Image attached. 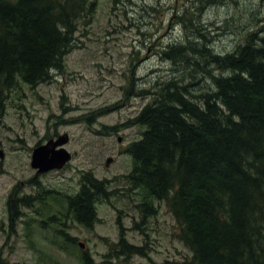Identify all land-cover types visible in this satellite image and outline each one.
<instances>
[{"label": "rangeland", "instance_id": "1", "mask_svg": "<svg viewBox=\"0 0 264 264\" xmlns=\"http://www.w3.org/2000/svg\"><path fill=\"white\" fill-rule=\"evenodd\" d=\"M95 5L89 22H78L61 67L50 71L54 81L20 84L2 95L0 264H82L76 247L91 264H171L191 256L166 203L155 202L151 215L137 208L139 192L125 179L132 169L127 151L146 128L132 121L155 104L167 83L194 96L211 89L201 65L189 67L164 52L179 56L180 44L188 41L200 50L193 58L199 63L202 48L233 53L249 37L264 36V0H95ZM55 131L69 135L70 169L37 176L32 149ZM108 158L113 160L107 166ZM83 173L108 181V199L97 201L91 230L68 215L65 200L79 191ZM10 194L30 197L32 205L20 207L11 221ZM120 232L143 255L113 250Z\"/></svg>", "mask_w": 264, "mask_h": 264}, {"label": "trees", "instance_id": "2", "mask_svg": "<svg viewBox=\"0 0 264 264\" xmlns=\"http://www.w3.org/2000/svg\"><path fill=\"white\" fill-rule=\"evenodd\" d=\"M95 7V0H0V106L4 92L37 86L61 67L78 22H89ZM248 41L224 55L202 48L200 63L193 59L200 50L188 41L179 56L164 52L189 67L201 65L211 89L194 96L167 83L132 121L146 128L128 148L132 169L125 179L139 192L137 208L151 215L155 202L166 203L191 252L171 264H264V36ZM107 186L83 173L68 206L77 224L93 228ZM30 199L9 195L10 221L20 207H32ZM113 247L119 255H143L122 232ZM76 251L82 264L92 263Z\"/></svg>", "mask_w": 264, "mask_h": 264}, {"label": "flooded vegetation", "instance_id": "3", "mask_svg": "<svg viewBox=\"0 0 264 264\" xmlns=\"http://www.w3.org/2000/svg\"><path fill=\"white\" fill-rule=\"evenodd\" d=\"M51 73V72H50ZM49 73V75H48V78H46V80L44 81V82H42V83H40V84H38V85H41V84H44V83H48V82H51V81H54L55 79H56V76H51V74ZM37 85V86H38ZM138 116V115H137ZM70 121V120H69ZM46 136V137H45ZM44 137V139L39 143H37L36 145H35V147L32 149V154H33V151L35 150V149H37V148H39V147H44V146H46V145H48V144H50L49 145V147L46 149V152H47V150H48V152H47V159L48 160H52L54 157H56V155H57V151H59V150H61V149H64L65 151H67L68 153H69V155H70V151L67 149V145H69V143H70V138H69V135L68 134H66V133H64V134H61V133H58L57 131H55V132H53L51 135H49V136H47V135H45ZM62 139H64V141H66L64 144H59V145H56V146H52L53 144H55V143H58V142H60ZM128 152V151H127ZM32 154H31V159H32ZM129 154V153H128ZM130 155V154H129ZM131 156V155H130ZM108 159H112V158H108ZM113 160V159H112ZM30 164H31V162H30ZM67 170V169H70V158H69V160L63 165V166H61L60 168H54V169H52V170H47V171H44V172H39V170H38V168L37 169H35L36 170V174H37V176L38 175H40V176H42V175H46V174H49V173H51V172H59V171H62V170ZM37 184L39 185V183H38V181H37ZM65 200H66V203H67V213H68V215L70 216V210H69V208H68V206H69V201H70V196H68V197H66L65 198Z\"/></svg>", "mask_w": 264, "mask_h": 264}, {"label": "water", "instance_id": "4", "mask_svg": "<svg viewBox=\"0 0 264 264\" xmlns=\"http://www.w3.org/2000/svg\"><path fill=\"white\" fill-rule=\"evenodd\" d=\"M66 141L60 143H55L53 144V146L59 145V144H64ZM50 144L46 145V146H42L39 147L37 149H35L33 151L32 154V161H31V167L34 169L39 170V172H44L47 170H52L54 168H60L61 166H63L68 160L69 158L71 159V154L69 155V153L67 151H65L64 149H61L59 151H57V155L56 157H54L52 160H48L47 157L45 159H43V154H41L40 152L42 151V153L46 152V147H49ZM47 156V153H46ZM0 159H3V152L0 150ZM112 162V159H107L106 160V165L108 166L110 163ZM81 248H83V245L80 243L79 245Z\"/></svg>", "mask_w": 264, "mask_h": 264}, {"label": "bare ground", "instance_id": "5", "mask_svg": "<svg viewBox=\"0 0 264 264\" xmlns=\"http://www.w3.org/2000/svg\"><path fill=\"white\" fill-rule=\"evenodd\" d=\"M47 148H48V146L46 147V149H47ZM47 152H48V150H47ZM47 152H44V153H42V151L40 152L41 154H43V156H42V157H43V159H45V158H46V153H47Z\"/></svg>", "mask_w": 264, "mask_h": 264}]
</instances>
